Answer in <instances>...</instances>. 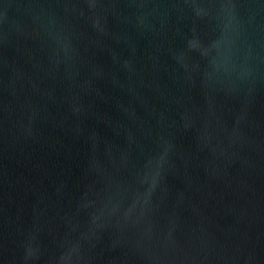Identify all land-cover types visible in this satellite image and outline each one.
Segmentation results:
<instances>
[{
    "label": "water",
    "instance_id": "95a60500",
    "mask_svg": "<svg viewBox=\"0 0 264 264\" xmlns=\"http://www.w3.org/2000/svg\"><path fill=\"white\" fill-rule=\"evenodd\" d=\"M0 264H264V0H0Z\"/></svg>",
    "mask_w": 264,
    "mask_h": 264
}]
</instances>
